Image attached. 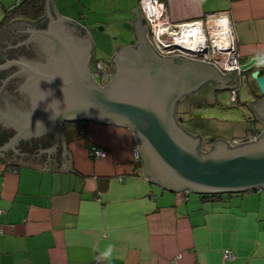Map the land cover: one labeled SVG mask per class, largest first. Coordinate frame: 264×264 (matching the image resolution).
I'll return each instance as SVG.
<instances>
[{
    "label": "crops",
    "instance_id": "obj_1",
    "mask_svg": "<svg viewBox=\"0 0 264 264\" xmlns=\"http://www.w3.org/2000/svg\"><path fill=\"white\" fill-rule=\"evenodd\" d=\"M53 2L57 14L85 28L92 42L98 35L115 48L108 54L111 58L116 48L135 42L131 22L136 15L131 10L139 0ZM165 2L174 23L229 11L241 62L264 57V0ZM46 13L45 0L42 17ZM92 14L105 19L95 22ZM251 90L255 98L245 94L246 104L236 90L243 122L202 117L200 111L219 102V92L232 91L215 90L212 83L181 99L177 116L194 137L207 140L213 137L212 129L217 139L231 141L264 125L252 108L262 100L255 82ZM74 126L62 128L64 137L65 129ZM85 133V139L65 137L72 156V168L65 172L42 171L0 157V224L5 230L0 236V264H96L109 247L111 257L103 264H264V191L210 200L169 192L135 168L137 140L132 130L86 122ZM93 144L105 149L107 156L93 157ZM227 249L236 258L225 262L222 255Z\"/></svg>",
    "mask_w": 264,
    "mask_h": 264
},
{
    "label": "water",
    "instance_id": "obj_2",
    "mask_svg": "<svg viewBox=\"0 0 264 264\" xmlns=\"http://www.w3.org/2000/svg\"><path fill=\"white\" fill-rule=\"evenodd\" d=\"M46 7L43 18L50 17L51 25L58 24L57 21L74 25L87 34L88 41L65 27L54 26L55 31L48 32L18 28L15 33L21 34V38L28 31L41 32L52 37V44L46 62H19L22 73L28 75L22 88L31 95L37 112L11 125L20 131L54 130L55 138L48 137L42 143L34 141L28 153L14 148L11 154L5 149L14 143L0 140V157L42 171H68L72 168V156L62 128L66 123L97 122L132 130L143 162L139 173L166 191H189L196 195L264 191V131L256 140L237 146L213 136L209 138L211 149L207 150L203 138L187 133L182 119L177 117L181 99L208 83L215 90L234 89L238 85L231 81L233 76L238 77L237 73L224 75L212 64L184 56L159 55L148 40L150 24L138 6L131 10L136 15L131 22L135 42L113 56L117 71L102 86L91 74L90 65L87 67L92 56L86 46V42H92L87 30L58 15L53 0H46ZM241 70L249 73L259 89L262 100L252 108L264 121V57L252 58L242 64ZM90 76L94 82L89 81Z\"/></svg>",
    "mask_w": 264,
    "mask_h": 264
},
{
    "label": "built area",
    "instance_id": "obj_3",
    "mask_svg": "<svg viewBox=\"0 0 264 264\" xmlns=\"http://www.w3.org/2000/svg\"><path fill=\"white\" fill-rule=\"evenodd\" d=\"M20 1V0H19ZM140 12L149 24L148 40L156 52L163 57L184 56L191 60L214 65L221 73H237L241 77L242 62L238 52V43L234 24L229 11H219L207 15L204 19L174 23L168 16L165 0H139ZM93 75L97 82L104 86L113 77L111 66L102 60L94 62ZM237 87L232 89V101H236ZM264 131V125L253 127L245 136L232 139L231 146L256 140ZM90 151L95 158H105L107 151L98 145H91ZM134 161H141L138 145L134 147ZM190 194L189 191L185 192ZM2 210H0V214ZM5 233L0 224V236ZM225 262L236 258L230 250L223 251ZM105 259H96V264H103Z\"/></svg>",
    "mask_w": 264,
    "mask_h": 264
},
{
    "label": "flooded vegetation",
    "instance_id": "obj_4",
    "mask_svg": "<svg viewBox=\"0 0 264 264\" xmlns=\"http://www.w3.org/2000/svg\"><path fill=\"white\" fill-rule=\"evenodd\" d=\"M42 18L43 17H40L33 21L17 19L14 20L15 22L10 21L6 24L4 29L0 30V112L5 114L2 115L0 113V140L7 142L11 141V144L14 143L13 146H7V149H5L8 154L13 153L14 148H18L25 151V153H28L31 151L34 141L42 143L48 137L55 138L54 130L39 133L38 131L35 132V130L20 131L13 127L14 121L26 120L27 114H35L37 112L36 104L33 102L31 95L22 88L23 80L26 79L28 75L22 73L23 67L19 62H46L51 51V46L49 44H52V37L43 36L41 32L28 31V33L24 34L22 38L20 36L21 34L19 35L15 32L18 28L20 29L24 27L28 30L32 29L35 31L34 29H42L47 32L49 30L55 31V28L65 27L67 31L69 30L71 33L79 35L80 39L83 41H88L87 34L82 32V30L78 29L76 26L61 21H57L58 24L56 25H51L50 17H48V20ZM59 24L62 25L59 26ZM54 26L56 27L53 28ZM64 35H66V33ZM24 39H27V41L21 44V41ZM86 46L88 47V50L90 47L89 54L90 56L92 55L88 60L87 67L90 65L91 74L93 75L94 62L102 59L96 57L95 47L92 42H90V44L89 42H86ZM128 47L116 48L114 55ZM112 59L113 57L108 61H102L111 66L113 75H115V70L117 71V61L113 62ZM113 66H115L116 69H114L115 67ZM238 78L239 77L236 78L233 76L231 82L238 85ZM89 81L94 82L91 76L89 77ZM7 116L12 118L9 119ZM208 145H211L209 139H203L204 149H211V147H209V149L207 148Z\"/></svg>",
    "mask_w": 264,
    "mask_h": 264
},
{
    "label": "rangeland",
    "instance_id": "obj_5",
    "mask_svg": "<svg viewBox=\"0 0 264 264\" xmlns=\"http://www.w3.org/2000/svg\"><path fill=\"white\" fill-rule=\"evenodd\" d=\"M16 0H0V22L3 20L5 12H6V7L11 6L13 3H15ZM104 16H95L92 14V19L96 20L95 22H103L101 19ZM105 19V17H104ZM100 26V30L103 29V27ZM94 37V36H93ZM94 46L96 47L95 49V55L105 61H108L111 56L108 54L113 53L115 48L110 47V44L106 45V42L104 39L100 38L98 35H95V40L93 38ZM114 45L115 44H111ZM254 82L249 81L247 79V74L246 72L243 73L242 77H239V84L237 86V91L239 92L240 96V101L244 104L248 103L249 101L247 100L245 94H247V97H252L255 98L253 95V91L251 90V87H253ZM212 93V92H211ZM220 94V96H219ZM218 103L214 106L208 107L209 109L200 111L202 114V117L205 120H212V119H217L220 122H234V121H239L243 122L242 118L245 117L244 112L241 110L238 104L232 101V91H221L218 93ZM213 135L214 136V130H209V136ZM192 196H196L193 195Z\"/></svg>",
    "mask_w": 264,
    "mask_h": 264
},
{
    "label": "trees",
    "instance_id": "obj_6",
    "mask_svg": "<svg viewBox=\"0 0 264 264\" xmlns=\"http://www.w3.org/2000/svg\"><path fill=\"white\" fill-rule=\"evenodd\" d=\"M5 15L3 20L0 22V30L6 26L10 21H14L15 19H26V20H36L43 16L45 9V0H16L11 6L6 7ZM234 101L235 103L237 102ZM204 105V104H203ZM206 105V103H205ZM70 124L74 127H70L69 129H65V137L67 141H72L75 139H85V124L86 122H76V123H66ZM65 124V125H66ZM138 143V142H137ZM136 143V145H137ZM143 162L142 160L135 165V168L139 170L142 168ZM222 195H200L202 200H210L213 198L220 197Z\"/></svg>",
    "mask_w": 264,
    "mask_h": 264
},
{
    "label": "clouds",
    "instance_id": "obj_7",
    "mask_svg": "<svg viewBox=\"0 0 264 264\" xmlns=\"http://www.w3.org/2000/svg\"><path fill=\"white\" fill-rule=\"evenodd\" d=\"M113 249L111 247H109L106 251H103L99 254V256L97 257V259H108L111 257Z\"/></svg>",
    "mask_w": 264,
    "mask_h": 264
}]
</instances>
